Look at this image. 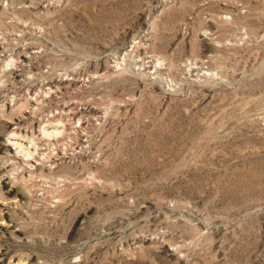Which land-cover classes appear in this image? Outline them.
<instances>
[{"label": "rangeland", "instance_id": "obj_1", "mask_svg": "<svg viewBox=\"0 0 264 264\" xmlns=\"http://www.w3.org/2000/svg\"><path fill=\"white\" fill-rule=\"evenodd\" d=\"M0 264H264V0H0Z\"/></svg>", "mask_w": 264, "mask_h": 264}]
</instances>
